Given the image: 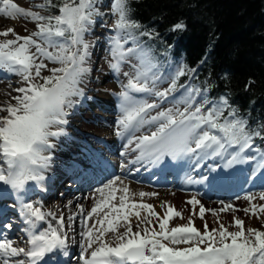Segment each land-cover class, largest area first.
<instances>
[{
	"label": "snow or ice",
	"instance_id": "snow-or-ice-1",
	"mask_svg": "<svg viewBox=\"0 0 264 264\" xmlns=\"http://www.w3.org/2000/svg\"><path fill=\"white\" fill-rule=\"evenodd\" d=\"M131 2L111 0L114 35L108 39L112 57L109 67L114 73L118 75L122 65L131 64L133 59L138 61L131 64L133 72L123 73L128 79L118 94L121 114L116 121V135L127 137L125 148L134 144L131 150L138 152L132 162L158 165L169 157L199 163L219 157L224 160L223 167L230 168L256 159L247 152L253 149L254 137L264 139V129L250 130L248 121L238 117L226 97L212 101L200 89L179 83L180 77L195 69L181 65L168 76L161 73L151 49L140 42L141 36L151 38L152 33L141 31L143 26L132 18ZM96 3L42 0L36 7L48 13L45 15L26 10L13 0H0V16L22 17L36 24V30L28 35H20L13 27L0 30V71L16 76L22 84L14 90L18 95L0 104V186L18 196L31 186L43 188L52 159L49 153L55 147L52 138L64 135L62 126L68 124L66 117L76 103L73 98L84 95L80 84L90 71L86 65L91 57L85 34L91 31L95 17L101 15ZM185 28L181 21L171 30ZM10 35L14 38L9 39ZM129 43L131 46L126 47ZM49 63L56 66L49 67ZM45 71L49 74L44 75ZM165 82L168 87L161 89ZM147 97L156 100L149 102ZM165 103L170 106L162 107ZM145 127L149 134L136 135ZM256 151L260 152L259 167L264 168V152ZM226 156L230 158L225 160ZM155 195L132 193L119 176L96 188L90 210L78 206L83 228L79 262L264 264V204L257 206L252 195L246 197L250 207L243 211L261 220L259 228H245L244 220L234 216L228 226L217 220L219 226L209 229L205 222L203 231L195 227L191 216L186 224L170 227L174 218L184 219L183 213L165 201L161 207L166 210L161 215L153 204L143 202L144 197ZM260 199L264 200V193ZM188 203L193 206L192 215L200 205L202 220L210 211L195 198ZM228 210L238 209L225 204L220 211ZM20 215L27 225L23 229L25 246L0 232V264H42L48 254L67 248L62 214L42 210L40 201H21ZM68 220H75V216ZM3 227L11 230L13 225L6 223ZM230 227L236 230L230 231ZM63 254L68 255L67 251Z\"/></svg>",
	"mask_w": 264,
	"mask_h": 264
},
{
	"label": "trees",
	"instance_id": "trees-1",
	"mask_svg": "<svg viewBox=\"0 0 264 264\" xmlns=\"http://www.w3.org/2000/svg\"><path fill=\"white\" fill-rule=\"evenodd\" d=\"M131 8L157 60L195 69L179 82L226 97L250 130L264 129V0H132ZM181 21L186 28L172 31ZM254 143L264 148V139Z\"/></svg>",
	"mask_w": 264,
	"mask_h": 264
},
{
	"label": "rangeland",
	"instance_id": "rangeland-1",
	"mask_svg": "<svg viewBox=\"0 0 264 264\" xmlns=\"http://www.w3.org/2000/svg\"><path fill=\"white\" fill-rule=\"evenodd\" d=\"M106 3H105V2ZM42 0H13V3H16L18 6L25 8L26 10L30 11H40L41 14H48L47 12H44L43 10L39 9L36 7L39 3H41ZM103 2V3H102ZM110 3L111 0H97L96 7L101 13V15L95 17V23L91 28V31L85 34V39L90 43V52H91V57L88 61V64L86 67L90 69L87 73H85L83 82L80 84V87L83 89V97H74L73 99L77 102L78 108L80 109L79 113L84 115L85 118L80 119V121L77 120V113L76 109H70L69 110V115L66 117L68 119V123L70 121H75L74 123H79L78 127L81 131L85 132H100L101 136H113V129H112V124L116 128V121L120 116V109L119 105L120 103H116L115 109L111 110L110 107H106L105 110L100 109L98 105H96L94 102L88 104L87 100H81L85 99V95L93 92L94 89L92 88H97V91H94L92 96H98L97 94H103L105 97H114L116 99V95H118L121 92V84H126L127 83V77L123 75L124 72H133V69L131 67V64H136L138 61L133 59L131 61V64L125 63L122 65V70L121 72L117 75L114 73V71L109 67V63L112 60V57L110 55V44H109V37L114 35V32L112 31V25L114 23L115 17L111 14L110 11ZM3 5L0 4V7ZM102 7V8H101ZM1 17L2 22L0 23V30H3L6 27H13L16 29V31L20 35H28L32 31L36 30V24L32 22L30 19H24L22 17H18L16 19H9L5 17ZM9 39L14 38L11 35L8 37ZM0 39H3L0 37ZM128 45L131 46V43ZM126 45V47H129ZM56 65H53L49 63V67H54ZM160 72L163 73L165 76H168L171 74V69L167 67L166 69L162 70L160 69ZM44 75H48L49 73L45 71L43 73ZM17 85H21L20 83L12 84L9 83V87L12 89H16L15 87ZM168 83H162L160 85V88H167ZM6 86L1 85L0 86V95L2 98H6L7 101H1V104L3 102H8L11 101V97L18 95L17 92L13 93L6 91ZM96 94V95H95ZM178 95V94H177ZM119 96V95H118ZM119 98V97H118ZM149 102H152L156 100L155 97H147ZM199 100L200 97H197ZM84 102H86L84 104ZM106 102L111 103L110 100L108 99ZM170 105L165 103L162 105V107L166 108L169 107ZM77 108V109H78ZM92 112L98 113L102 116H105V120L108 122H111V128H106L104 131L102 125L98 124L99 122L95 121V119L99 120L100 122V116H96L92 114ZM152 114H155L153 112ZM113 116V117H110ZM114 118V119H112ZM110 124V123H109ZM64 135L58 137V138H52V142L55 144L56 149H53L55 154L54 157H52L53 165L54 167V172L55 173H61V170H57L59 166L58 164H54V160H59L61 163L64 162L63 158L57 157L58 155L62 156H68L67 162H69V157L70 154L73 156V153H69L68 151L73 149L74 152H78L82 150L83 145L79 144L77 141H74L73 139L75 138L74 135H79L80 130L75 129L71 127L69 124L64 125ZM55 130V129H53ZM154 130V129H153ZM74 134V135H72ZM143 134H149V129L145 127L142 129L140 132L136 133V135H143ZM91 144H96L95 140L92 139L91 136L86 135ZM80 136H78L79 138ZM73 143V145L71 144ZM134 145V144H133ZM67 146L71 147L69 150H63L62 147ZM234 149H229V152H232ZM248 155L255 156L256 159L250 160L244 163H235L233 164L230 168H224V160L220 159L219 157L216 159H206L199 161V165H204L203 170L204 172L208 173H216V172H224L227 175V179L234 180L237 182V184H243V190L240 191L238 194H234L231 196H227L224 198L220 199H215V198H207L204 196L198 197L197 195H193L191 192H186L180 187H173L171 186L172 189L168 188H143L141 189L142 192L145 193H157L155 196H146L143 199L145 201H148L149 203H153L156 199H159L160 197H176L177 199L179 198L180 202V207H175L177 210L181 211L183 213L184 219L181 220L180 218H174L172 221H170V227L177 226L179 224H186L188 222L189 216H191L192 220L194 221L195 227L199 229L200 231L204 230V223H208L209 229L211 228H217L219 225L217 223V220L219 222L224 223L226 226L230 225L233 217H238L245 222V228L253 227V228H259L261 226V220L251 217L248 214H246L243 209L249 208L250 203L246 199L249 195H252L255 197V200L253 201L257 206L264 204V200L260 199V195L264 193V168L259 167L260 164V153L257 154L254 152V150H250L247 152ZM230 156H226L224 159H229ZM168 159V157L166 158ZM194 160V159H193ZM63 164V163H62ZM215 170H212V169ZM247 174H251L249 179L246 178ZM256 180L255 183H258L260 185H251L253 184ZM126 182H128L126 179H124ZM148 186V185H147ZM166 187V186H162ZM139 190V192H141ZM30 191H34V188H30ZM65 191L59 193L56 196L51 197L54 202H60L57 208L55 210L58 211V215H63L65 217V231L67 232V238L69 239V242H71V237L76 239L78 236H76L75 231L78 229L79 223H80V215L79 211L77 209V205L73 204L74 208H70L72 203L69 207L64 203L66 200L72 201V198L65 197L64 194ZM32 195H37V194H32ZM73 197H76V194H72ZM181 198V200H180ZM197 199L200 201V204H202L206 209L210 210L207 211L204 214V219L202 220L199 215V207L200 205L195 206V212L196 215H192L193 212V206L188 203L189 200L191 199ZM50 199V198H49ZM214 200H220V202L214 203ZM11 202V201H10ZM73 202V201H72ZM81 202L83 204V208L87 211L90 210L92 207V195L91 197H85L81 199ZM74 203V202H73ZM225 204H231L234 206L235 209H238L236 211L233 210H228V211H220ZM213 212L217 213V215H214ZM56 214V215H57ZM161 214V213H160ZM162 215V214H161ZM69 216H75V220L69 221L68 217ZM133 222H135V219L133 218ZM70 224V227L68 226ZM230 231H235L236 229L234 227L229 228ZM264 230V229H261ZM74 247H72L74 250H77V253L75 254V260H77V256L80 255L81 248H80V241H74L73 242ZM79 264H82V262H79Z\"/></svg>",
	"mask_w": 264,
	"mask_h": 264
},
{
	"label": "bare ground",
	"instance_id": "bare-ground-1",
	"mask_svg": "<svg viewBox=\"0 0 264 264\" xmlns=\"http://www.w3.org/2000/svg\"><path fill=\"white\" fill-rule=\"evenodd\" d=\"M2 22V20H1V17H0V23ZM92 89H94L93 90V92L94 91H97V88H92ZM93 92H90L91 94H87V95H85V99L89 102V103H92V102H96V103H105V99H104V97L105 96H103V94H97L98 96H92V95H94L93 94ZM96 95V94H95ZM106 99H107V97H105ZM0 99H2V97H0ZM74 108H76V111L79 113V111H78V107H77V105H74V107H73V109ZM80 118H81V116H80ZM104 125H106V124H104ZM108 126V125H107ZM77 137V136H76ZM110 141H112L110 138H108V139H105V143H108V142H110ZM127 143H125V145H126ZM125 145H124V147H125ZM53 149H56V148H53ZM53 149H51V151H50V155H51V157L54 155L55 156V154H53V152H54V150ZM131 149V146L129 147V148H127V150H130ZM104 158V161H98V162H100L102 165H107L106 164V161H108L107 160V158L106 157H103ZM56 161V160H55ZM58 162V161H57ZM53 163V161L51 160V162H50V167L46 170V172H45V176H46V179H45V181L43 182V188H40V187H36V188H38L39 189V191H40V193H41V195L39 196V198L38 199H34V200H32V201H27L25 198H23V197H21V195H17L15 192H13L10 188H6V187H4V186H0V193L1 192H4L6 189H8L9 190V192L11 193V195H12V197L13 198H18V203H17V206H16V211H18V210H20V207H21V201H23V202H25V203H27V202H32V203H36L37 201H40V202H42V210H44V211H51V212H53V213H55V214H57L58 213V211L57 210H55V208H57L59 205V201L58 202H54L53 201V199H51L50 197H49V195L47 194V189H48V184H49V179H50V177H52L53 176V174H54V165L52 164ZM109 168V167H108ZM123 182H124V185H127L128 187H129V189L131 190V192L132 193H139V192H137V190L138 189H143V187H141V186H137V185H133V184H136V183H133V184H131L130 183V185L132 186V187H130V185L126 182V181H124V180H122ZM49 186H53V184H49ZM56 186V185H55ZM102 186V185H101ZM100 187V186H99ZM98 188V187H97ZM95 189L96 188H94L93 189V191H91L90 192V194L88 195V197H90L91 195H92V203H93V195H94V193H95ZM68 191H70V190H68ZM72 192H69V194H68V198H72ZM172 195H170V197H167L166 199H165V197H160L159 199H156L153 203H154V206H155V209H156V211L157 212H159V213H161L162 215H163V212L166 210L165 208H162L161 207V205L165 202V201H167L169 204H171V205H173V206H175V207H179V209H181V207H180V202H179V198L177 199L176 197H171ZM48 198H50V199H48ZM135 199L137 200V201H139L140 200V198H139V196L137 195L136 197H135ZM180 200H181V198H180ZM73 201H76V200H73ZM68 203H72V205L71 204H68ZM146 203H148L147 201H146ZM66 204H68L67 205V207H69L70 205V208H74V206H73V202L72 201H70V200H66ZM78 205H79V202H78ZM39 206V205H38ZM4 205L3 204H1L0 203V213L2 212V211H4ZM57 216H59L58 214H57ZM20 219H21V221H22V224H23V226L26 228L27 227V225L24 223V217L23 216H21L20 217ZM83 230V228H82V225H80V228H79V230L76 232V236H79V238L81 239V236H80V232ZM7 231H10V233H13L15 236H16V238H12L14 241H16V243L19 245V246H25V244H24V241L26 240V233L23 231V229H19L18 231H16V229H14V230H8L7 229ZM22 232H23V235H22ZM10 238V237H9ZM23 238H25V240L23 239ZM73 245L72 244H70V242L69 243H67V247H72ZM67 258H66V256L62 253V254H57L56 252H54V253H51V254H48L47 255V257L45 258V260L42 262V264H66L67 263Z\"/></svg>",
	"mask_w": 264,
	"mask_h": 264
}]
</instances>
